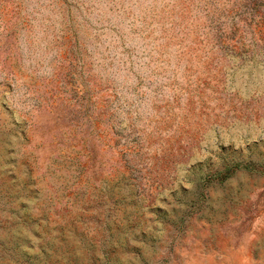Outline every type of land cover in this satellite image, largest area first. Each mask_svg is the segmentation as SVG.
<instances>
[{"label":"rangeland","instance_id":"1","mask_svg":"<svg viewBox=\"0 0 264 264\" xmlns=\"http://www.w3.org/2000/svg\"><path fill=\"white\" fill-rule=\"evenodd\" d=\"M0 264H264V0H0Z\"/></svg>","mask_w":264,"mask_h":264}]
</instances>
